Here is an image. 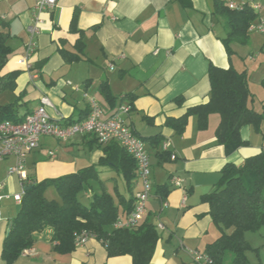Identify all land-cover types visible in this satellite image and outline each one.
<instances>
[{"label":"crops","instance_id":"0c3cea01","mask_svg":"<svg viewBox=\"0 0 264 264\" xmlns=\"http://www.w3.org/2000/svg\"><path fill=\"white\" fill-rule=\"evenodd\" d=\"M224 1L259 5L248 28L247 43L232 42L231 54L222 42L227 33L225 18L213 13L214 0H192L190 7L179 0H57L53 10L40 14L39 33L33 37L26 26L31 22L34 0H0V15L8 22L12 48L1 73L21 70L11 91L15 98L20 94L18 116L35 110L43 98L49 102L46 109L51 118L63 121L84 119L90 98L101 104L103 118L122 104L131 106L121 116L136 136L146 138L151 163L152 195L137 223H152L159 235L149 264H198L196 253H203L206 244L220 234L203 194L214 189L224 164H241L245 157L264 149V117L258 128L252 124L240 128L247 143L229 154L216 141L217 113L208 115L203 129L197 127L194 116L189 117L182 133L165 124L166 117L180 116L187 106L208 99L210 63L245 70L253 94L250 103L264 112V92L260 90L262 97L256 101L251 86L264 87V33L250 28L264 21V0ZM74 15L81 34L70 30ZM79 37L83 44L78 43ZM31 41L35 47L26 56ZM64 49L82 50V58L67 60ZM177 96H182L181 103L175 101ZM154 136H159V141H154ZM102 145L93 134L77 133L67 140L41 135L38 146L24 155V182L8 172L14 157L8 156L12 157L9 163L0 160V194L10 195L0 200V264H5L2 242L19 205L11 195L30 182L97 164L104 155ZM172 153L175 158L169 156ZM97 168L99 179L91 180L83 191L87 204L92 194L105 190L119 205L117 218H124L130 211L123 210L119 202L139 190L137 173L129 189L120 171ZM174 178L180 185L172 183ZM159 185L168 189L163 199L158 195ZM50 189L45 193H53ZM58 198L56 192L53 199ZM52 233L49 226L34 232L29 253L11 264H133L128 254L108 256L102 241L94 236L71 252H57ZM245 237L253 242L252 247H258L247 251L252 255L249 260L247 254L249 263L264 264V235L248 231Z\"/></svg>","mask_w":264,"mask_h":264},{"label":"trees","instance_id":"16d2710c","mask_svg":"<svg viewBox=\"0 0 264 264\" xmlns=\"http://www.w3.org/2000/svg\"><path fill=\"white\" fill-rule=\"evenodd\" d=\"M179 2L184 7L192 5V0ZM213 13L225 18L227 33L222 42L228 54L232 53V42L247 43L248 28L257 17L251 5L245 3L240 8H230L224 0H214ZM70 30L82 33L76 27L75 15ZM9 38L8 22L0 15V93L14 91L16 78L21 71L15 69L1 73L12 54ZM77 41L83 44L81 37ZM61 51L67 60H78L83 55L82 50ZM207 74L210 82L208 99L187 106L180 116L166 117L165 124L175 133H182L189 117L194 116L197 127L203 129L207 126L208 115L217 113L220 119L215 131L216 141L229 154L247 143L240 135V128L246 124L258 128L264 112L255 110L250 103L253 94L248 87L245 70L238 71L232 66L220 67L210 63ZM261 83L264 85V78ZM19 97L20 94L12 101L0 104V121L23 119L24 115L18 116L16 110ZM182 100V96L175 98L177 103ZM141 139L144 141L146 138ZM153 139L157 142L159 136ZM102 151L104 155L97 164L26 184L19 209L2 242L1 257L5 264H11L23 249L32 245L34 232L48 226L52 228L53 249L57 252L74 250V232L85 231L102 241L108 256L128 254L133 264H149L159 237L152 223L144 221L132 228H111L119 215V205L107 191L92 194L88 204L78 198L81 192L90 187L91 180L99 179L98 166L120 171L130 189L132 178L137 173L133 157L115 141L102 145ZM50 186L55 188L58 199L45 196V190ZM157 191L163 199L168 189L165 185H159ZM202 200L208 203V213L220 229V234L206 244L203 254L208 257V261L201 264H250L247 251L257 250L258 247L249 244L245 233L259 231L264 235V149L245 157L241 164H224L214 189L203 194ZM133 202V197L127 200L123 198L119 204L129 212Z\"/></svg>","mask_w":264,"mask_h":264},{"label":"built area","instance_id":"2783aa9c","mask_svg":"<svg viewBox=\"0 0 264 264\" xmlns=\"http://www.w3.org/2000/svg\"><path fill=\"white\" fill-rule=\"evenodd\" d=\"M57 0H34V11L31 22L26 26L27 32L31 37L39 33V24L42 22L40 14L54 9ZM245 3L228 2L230 8H240ZM257 9L259 5H251ZM251 29L264 33V21H260ZM35 42L31 41L26 48V56L32 54ZM89 112L87 116L79 121L54 120L49 115L46 106L49 104L47 98L42 99V104L32 112L24 115L20 121L1 120L0 121V160L12 156L15 163L9 168L10 174H16L24 182L27 174L24 169V155L35 149L39 144L41 135H52L56 138L67 140L73 134H93L99 143L106 144L111 141L117 142L123 147L135 160L140 188L134 194L132 209L124 218H117L113 223L114 228L124 227L132 228L138 223L141 216L146 213V205L149 197L152 195L151 181V163L148 151L145 148L144 141L135 135L131 127L125 122L122 113H127L131 106L122 104L120 108L103 118V109L101 104L94 98L88 100ZM163 149H167V144L163 143ZM53 155V151H50ZM175 158V154L170 155ZM174 185H180L177 178L172 179ZM0 183V188H1ZM24 189L11 195V197L20 203ZM10 195L0 194V200ZM165 205V201H163ZM90 235L85 231L74 232L75 246H81L86 243ZM29 249H23L21 254H28ZM198 264L207 262L208 257L201 253Z\"/></svg>","mask_w":264,"mask_h":264},{"label":"rangeland","instance_id":"374dc122","mask_svg":"<svg viewBox=\"0 0 264 264\" xmlns=\"http://www.w3.org/2000/svg\"><path fill=\"white\" fill-rule=\"evenodd\" d=\"M251 86H252V88L254 89V97H255V100L257 101V100H259L260 99V97H264V93H263V95L262 96H260L261 94H260V90H263V92H264V87H261V86H259V85H254V84H251ZM253 91V90H252ZM15 99V95H11V91L10 90H5V91H3L2 93H0V104H3V103H6V102H8V101H10V100H14ZM256 103V102H255ZM12 158V157H11ZM10 157H8V158H3V159H1V161L3 160V162H5V163H9L12 159H11ZM55 188L53 187V186H51V189L50 190H52V192L53 193H48V191L45 193V196L47 197V198H53V197H55L56 196V192H55V190H54ZM78 198H79V200L81 201V202H83V203H86L87 204V200H86V198H85V196H84V194H83V192H81L79 195H78ZM15 213H17V211H18V209H19V205H17V207H15ZM249 232H252V231H249ZM246 233H248V232H246ZM246 240L249 242V244L251 245V243H253L252 241L250 242L247 238H246ZM252 245H254V244H252ZM248 258H249V260L250 259H252V255H251V252L249 251L248 253Z\"/></svg>","mask_w":264,"mask_h":264},{"label":"water","instance_id":"95a60500","mask_svg":"<svg viewBox=\"0 0 264 264\" xmlns=\"http://www.w3.org/2000/svg\"><path fill=\"white\" fill-rule=\"evenodd\" d=\"M10 226H11V223L9 224V228H8V231H9V229H10ZM8 231H7V232H8Z\"/></svg>","mask_w":264,"mask_h":264}]
</instances>
